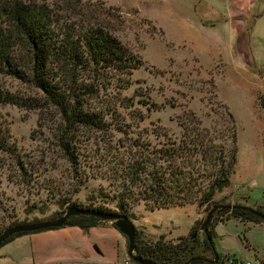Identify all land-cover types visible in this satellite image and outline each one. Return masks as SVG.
I'll return each mask as SVG.
<instances>
[{"label": "rangeland", "instance_id": "1", "mask_svg": "<svg viewBox=\"0 0 264 264\" xmlns=\"http://www.w3.org/2000/svg\"><path fill=\"white\" fill-rule=\"evenodd\" d=\"M43 1L70 21L82 13L90 15L92 21L106 23V29L137 58L139 67L129 87L122 91L132 106L119 110L123 117H146L133 132L146 128L179 135V123L193 117L200 127L218 135L226 136L230 128L234 130V169L228 186L214 196L216 205L208 209L188 204L154 210L143 203L132 206L127 216L134 226L135 240L153 244L162 237L171 245L189 244L192 235L193 256L211 258L212 250H203L202 243L211 229L217 256L213 264H226L227 259L236 264H264V225L227 219L226 213L232 205L264 207V0ZM0 89L26 101L23 106H0V125L7 130V144L18 154L15 157L0 152V233L12 222H41L62 216L67 209L61 203L66 199L81 208L90 205L87 196H96L98 186L106 187L107 182L88 178L75 192V171L61 158L51 138L57 121L53 111L32 109L27 101L39 96L18 81L0 76ZM112 99L103 96L89 100L90 110L104 108ZM75 135V146L81 153H94L98 138L107 139L111 133L78 128ZM85 155L80 156V163L92 154ZM17 159L37 171L25 169L23 180ZM94 200V205L101 202ZM33 202L37 205L31 209ZM226 205L228 209L221 207ZM108 208L113 210L110 205ZM213 208L204 231L201 225ZM94 229L85 235L87 232L81 230L80 237L73 241L81 251L83 239H90L92 247L101 243L103 254L97 255L90 245L84 252L86 257L39 264H135L127 254L126 239L111 222L100 221ZM107 230L114 232L115 242L100 235ZM29 236L2 244L0 264H34L30 263L33 253Z\"/></svg>", "mask_w": 264, "mask_h": 264}, {"label": "trees", "instance_id": "2", "mask_svg": "<svg viewBox=\"0 0 264 264\" xmlns=\"http://www.w3.org/2000/svg\"><path fill=\"white\" fill-rule=\"evenodd\" d=\"M59 13L43 0H0V76L27 85L37 93V100L27 101L33 105L32 109L43 113L53 111L57 121L51 138L61 158L75 171L78 180L75 192L88 178L107 182L106 187L98 186L96 196H87L90 205L81 208L66 199L61 206L129 218L127 211L140 203L149 210L188 204L208 209L216 205L214 196L228 186L234 169L236 138L233 128L226 136L218 135V132L200 127L193 117L179 123V135L156 133L146 128L133 132L132 129L138 128L146 117L124 114L125 122L119 110L132 106L122 91L129 87L139 67L137 58L106 29L109 27L106 23L92 21L90 15L82 13L76 14L79 18L72 16L73 21H70ZM107 90H113L112 94H106ZM103 96L113 99L104 108L90 110L88 101ZM24 102L23 98L0 89V106H23ZM78 128L111 133L107 139L98 138L95 152H86L92 155L88 156V161L82 159L84 163L79 160L86 153L75 146ZM7 141V130L0 125V152L18 157L11 152ZM16 165L23 180L27 175L25 169L37 171L19 159ZM94 199L101 202L94 205ZM36 205L37 202H33L30 208ZM221 207L229 208L228 205ZM226 213L227 219L264 224V207L249 209L232 205ZM100 221L104 220L94 216H70L61 228L87 232ZM18 224L25 222H12L7 228ZM57 229L60 228L18 233L2 244L23 235ZM211 234L212 230H207L203 250L213 251ZM188 240L189 244L171 245L162 237L153 244L136 238L134 250L136 256L154 264H184L195 257L192 235ZM93 248L99 252L95 246ZM204 263L213 264L202 259L190 264Z\"/></svg>", "mask_w": 264, "mask_h": 264}, {"label": "crops", "instance_id": "3", "mask_svg": "<svg viewBox=\"0 0 264 264\" xmlns=\"http://www.w3.org/2000/svg\"><path fill=\"white\" fill-rule=\"evenodd\" d=\"M258 226L264 225V224H257ZM96 228V227H95ZM96 229L92 228L87 231V233H83L80 229L72 228V227H66V228H60L57 230H50L45 232H40L36 234H31L29 236L30 244H31V252L33 255L31 256V262L34 264L39 263H51V262H59V261H69V258L81 256H84V252L87 249L90 248L93 251V247L95 246L97 249L99 247L100 250L97 252V255L103 254L104 247L101 243L96 242L93 244L88 239L87 241H82V251L77 248L75 242L73 239L79 238L80 235H85L90 233L91 231H94ZM98 230V229H97ZM108 231V230H107ZM106 233L102 231L100 233L101 236L107 235L106 238H108L110 241L116 240L115 234L112 230L108 231ZM104 232V233H103ZM104 244V243H103ZM95 250V249H94ZM103 250V251H101ZM96 253V252H95ZM99 264V263H98Z\"/></svg>", "mask_w": 264, "mask_h": 264}, {"label": "water", "instance_id": "4", "mask_svg": "<svg viewBox=\"0 0 264 264\" xmlns=\"http://www.w3.org/2000/svg\"><path fill=\"white\" fill-rule=\"evenodd\" d=\"M215 208L211 209L202 223V227L204 231H206V226L210 221V217L213 214ZM77 215H85V216H94L104 221H109L113 224V226L118 230V232L124 236L127 242V254L132 262L135 264H154L148 259L138 257L133 254L134 251V240H135V229L130 220L124 215H114V214H104L100 212H96L93 210H84L80 208L70 207L68 208L64 214L56 219L41 221V222H33V223H25V224H18L11 227L6 228L0 233V244L5 242L9 237L18 234V233H28L34 232L44 229L50 228H61L65 225L67 219L70 216H77ZM262 217V216H261ZM263 218V217H262ZM193 237V236H192ZM215 261L217 259L216 254L213 251ZM199 260L198 257L191 258L184 264H190L193 261Z\"/></svg>", "mask_w": 264, "mask_h": 264}, {"label": "flooded vegetation", "instance_id": "5", "mask_svg": "<svg viewBox=\"0 0 264 264\" xmlns=\"http://www.w3.org/2000/svg\"><path fill=\"white\" fill-rule=\"evenodd\" d=\"M210 253L212 255L211 258H204L202 256H195V257H198L199 259H202L204 261L206 260V262H210V261L212 262V259L214 258L213 251L212 252L210 251Z\"/></svg>", "mask_w": 264, "mask_h": 264}, {"label": "built area", "instance_id": "6", "mask_svg": "<svg viewBox=\"0 0 264 264\" xmlns=\"http://www.w3.org/2000/svg\"><path fill=\"white\" fill-rule=\"evenodd\" d=\"M226 264H236V261H233V260L227 259ZM247 264H248V263H247Z\"/></svg>", "mask_w": 264, "mask_h": 264}]
</instances>
